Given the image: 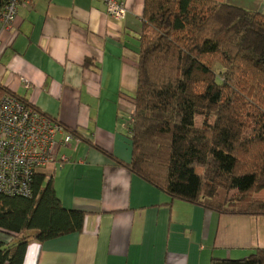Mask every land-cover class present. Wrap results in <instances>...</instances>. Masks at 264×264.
Wrapping results in <instances>:
<instances>
[{"label":"crops","instance_id":"obj_1","mask_svg":"<svg viewBox=\"0 0 264 264\" xmlns=\"http://www.w3.org/2000/svg\"><path fill=\"white\" fill-rule=\"evenodd\" d=\"M121 1L116 21L100 0H28L0 23V85L128 163L144 0ZM212 1L264 11V0ZM56 158L40 173L65 208L86 213L84 226L31 241L23 264H211L264 248V216L171 199L79 138Z\"/></svg>","mask_w":264,"mask_h":264},{"label":"trees","instance_id":"obj_2","mask_svg":"<svg viewBox=\"0 0 264 264\" xmlns=\"http://www.w3.org/2000/svg\"><path fill=\"white\" fill-rule=\"evenodd\" d=\"M137 41L130 161L70 132L171 199L264 216L256 196L264 190V11L144 0ZM7 93L26 102L0 85ZM30 188L28 196L0 193V264H23L31 241L83 229L86 213L65 208L44 174ZM211 264H264V248Z\"/></svg>","mask_w":264,"mask_h":264},{"label":"built area","instance_id":"obj_3","mask_svg":"<svg viewBox=\"0 0 264 264\" xmlns=\"http://www.w3.org/2000/svg\"><path fill=\"white\" fill-rule=\"evenodd\" d=\"M28 0H5L0 7L2 27H10L18 8ZM110 18L121 21L127 8L121 0H100ZM75 137L62 124L11 94L0 95V193L28 196L32 177L55 162L57 148ZM65 159V158H64Z\"/></svg>","mask_w":264,"mask_h":264},{"label":"rangeland","instance_id":"obj_4","mask_svg":"<svg viewBox=\"0 0 264 264\" xmlns=\"http://www.w3.org/2000/svg\"><path fill=\"white\" fill-rule=\"evenodd\" d=\"M198 171H199V169H198Z\"/></svg>","mask_w":264,"mask_h":264}]
</instances>
